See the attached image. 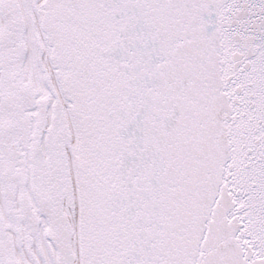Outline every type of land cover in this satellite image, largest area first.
Masks as SVG:
<instances>
[{"label": "snow or ice", "instance_id": "6c2138e0", "mask_svg": "<svg viewBox=\"0 0 264 264\" xmlns=\"http://www.w3.org/2000/svg\"><path fill=\"white\" fill-rule=\"evenodd\" d=\"M0 264H264V0H0Z\"/></svg>", "mask_w": 264, "mask_h": 264}]
</instances>
